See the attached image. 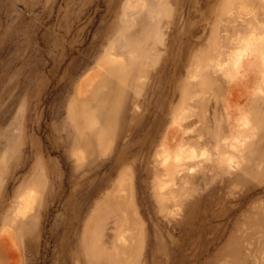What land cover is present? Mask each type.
I'll return each instance as SVG.
<instances>
[{
	"label": "rangeland",
	"instance_id": "1",
	"mask_svg": "<svg viewBox=\"0 0 264 264\" xmlns=\"http://www.w3.org/2000/svg\"><path fill=\"white\" fill-rule=\"evenodd\" d=\"M254 37L264 0H0V264H264Z\"/></svg>",
	"mask_w": 264,
	"mask_h": 264
},
{
	"label": "bare ground",
	"instance_id": "2",
	"mask_svg": "<svg viewBox=\"0 0 264 264\" xmlns=\"http://www.w3.org/2000/svg\"><path fill=\"white\" fill-rule=\"evenodd\" d=\"M254 38H255L256 42L258 43V46H257L258 49H259L261 46H262V48H263L264 37H254ZM263 49H264V48H263ZM261 51H262V50H261ZM263 51H264V50H263ZM237 54H239V53H237ZM258 55H260V56H258L259 60H260L261 55H262V57L264 58L263 53L261 54L260 50H259V52H258ZM255 56H256V55H255ZM255 56H253L254 59H255ZM239 57L242 58L241 55H239ZM248 58H249V56H248ZM251 58H252V57H251ZM258 58L256 57V60H257L256 62H258ZM261 59H262V58H261ZM238 60H239V59H237V61H238ZM235 61H236V59H235ZM237 61L235 62V64H237ZM262 61H263V59H262ZM262 61H260V62H262ZM254 62H255V60H250L248 63H249V65H250L251 63H253V65H254ZM263 63H264V61H263ZM233 65H234V62H233ZM251 65H252V64H251ZM236 66H237V65H236ZM254 66H255V65H254ZM254 66H253V67H254ZM250 67H251V66H250ZM253 67H252V68H253ZM244 70H245V69H244ZM243 73H244V72H242V76H243ZM245 78H246V77H245ZM245 78H242V77H241V81H242L243 79L245 80ZM241 81H240V84H241ZM250 81H251V80H250ZM244 82H245V81H244ZM241 85H242V84H241ZM246 85H247V84H245V83H244V85H242V86L245 88V90H246ZM242 86H241V87H242ZM241 87H240V88H241ZM247 87H248V86H247ZM241 89H243V88H241ZM242 91H244V89H243ZM229 139H230V138H229ZM232 140H233V139H232ZM224 143H225V142H224ZM229 143L232 144V142H229ZM229 143H228L227 145H229ZM231 144H230V145H231ZM233 144H234V143H233ZM233 144H232V145H233ZM177 147H179V146L177 145ZM182 147H183V146H182ZM232 147H233V146H232ZM184 148H185V147H184ZM178 150H179V148H178ZM180 150H181V149H180ZM180 150H179V151H180ZM185 150L187 151L188 149H185ZM189 150H192V149H189ZM189 150H188V151H189ZM188 151H187V152H188ZM192 151H193V150H192ZM192 151H191V153H192ZM188 153H190V152H188ZM185 157H186V156H185Z\"/></svg>",
	"mask_w": 264,
	"mask_h": 264
}]
</instances>
